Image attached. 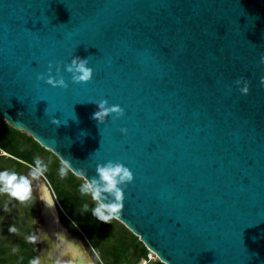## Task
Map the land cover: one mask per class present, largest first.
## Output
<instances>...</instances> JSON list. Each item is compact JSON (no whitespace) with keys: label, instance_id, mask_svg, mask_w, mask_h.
<instances>
[{"label":"water","instance_id":"water-1","mask_svg":"<svg viewBox=\"0 0 264 264\" xmlns=\"http://www.w3.org/2000/svg\"><path fill=\"white\" fill-rule=\"evenodd\" d=\"M74 56L89 81L64 70ZM261 56L264 0H0V119L83 181L127 166L112 218L159 262L264 264ZM100 99L123 114L98 123Z\"/></svg>","mask_w":264,"mask_h":264},{"label":"trees","instance_id":"trees-1","mask_svg":"<svg viewBox=\"0 0 264 264\" xmlns=\"http://www.w3.org/2000/svg\"><path fill=\"white\" fill-rule=\"evenodd\" d=\"M39 156L46 157L48 162L41 161L47 167L43 176L61 207L60 220L75 235L86 239L102 264H138L148 259L149 251L121 223L113 218L106 223L92 215L96 202L90 195L79 192V186L84 182L81 178L68 169L67 174L61 177L59 169L63 164L55 155L0 119V164H6L0 166V170L24 175L23 171L34 167ZM32 259H38V255L36 244L31 241L21 240L13 249L0 247V264H30ZM149 263L163 264L157 259Z\"/></svg>","mask_w":264,"mask_h":264},{"label":"clouds","instance_id":"clouds-1","mask_svg":"<svg viewBox=\"0 0 264 264\" xmlns=\"http://www.w3.org/2000/svg\"><path fill=\"white\" fill-rule=\"evenodd\" d=\"M261 63H264V56L260 58ZM64 70L70 73V79L73 83H83L91 79L93 69L88 66L87 58L73 57L70 63L64 65ZM51 72V68H49ZM37 80L44 79V82L52 85L53 87L67 88V83L62 75L53 77L48 75L46 78L43 74L38 73ZM261 82L264 83V77L261 78ZM240 84V80L236 81ZM241 93H247L248 86L247 81L244 82V86L239 88ZM97 105V111L92 116L102 123L105 118L114 113L116 116L123 114V109L119 105H108L106 99H100L95 102ZM53 124H59V121L53 117ZM120 132H126L125 128H120ZM67 164H63L59 169L61 177L67 174ZM47 170L46 165L42 164L41 160L37 158L35 160V166L31 168L29 176L31 178H38L44 175ZM96 175L89 178L86 177L84 182L79 186V192L84 195H90L92 200L96 202L92 208V215L103 222H109L113 214H117L118 210L123 207L124 188L129 182L132 181L133 175L130 169L124 164L118 161L108 160L104 163H97L95 166ZM29 176L18 175L16 172H9L7 170H0V193H7L14 199L19 201L27 200L32 191V185ZM46 206L53 208L55 200L48 198V193L45 192L41 198ZM87 208V205H85ZM74 223L73 221L71 222ZM9 232H15L16 228L9 226ZM29 241L36 243V236H29ZM30 264H40L38 259H32ZM71 264V262H67Z\"/></svg>","mask_w":264,"mask_h":264},{"label":"rangeland","instance_id":"rangeland-1","mask_svg":"<svg viewBox=\"0 0 264 264\" xmlns=\"http://www.w3.org/2000/svg\"><path fill=\"white\" fill-rule=\"evenodd\" d=\"M2 155H5V153L2 152ZM38 158L41 161L47 162L44 156H39ZM5 165V163L0 164V166ZM31 168L32 167H28L23 171L25 176H29ZM29 178L32 191L27 200L19 201L12 198L7 193H0V247L13 249L17 242L21 240L29 241L28 237L34 235L37 239L35 244L40 264H51V249L53 248L61 255L59 258L61 264L70 262L78 255L75 250L68 251L66 247H62V243H69L78 247L85 258L84 260L88 264H102L88 245L86 239L83 236L79 237L75 235L72 230L60 220L59 212H62L61 207H59V203L44 176L38 178H31L29 176ZM45 192L48 193V198L55 200L53 208H49L48 206L47 208L51 211L54 219L60 224L64 231V240L62 243H60L57 238L54 239V244L50 242L48 219L44 213L45 203L41 200ZM10 225L16 228L15 232L8 231ZM141 263H143V260L138 264Z\"/></svg>","mask_w":264,"mask_h":264},{"label":"flooded vegetation","instance_id":"flooded-vegetation-1","mask_svg":"<svg viewBox=\"0 0 264 264\" xmlns=\"http://www.w3.org/2000/svg\"><path fill=\"white\" fill-rule=\"evenodd\" d=\"M62 247H66V249L69 250H75L78 255H76L70 262L71 264H88L84 259V256L82 254V252L80 251V249L72 244H66V243H62ZM72 257V256H71ZM60 259H57L55 261V264H61V262H59ZM51 264L52 263V259H51ZM67 264V263H66Z\"/></svg>","mask_w":264,"mask_h":264},{"label":"built area","instance_id":"built-area-1","mask_svg":"<svg viewBox=\"0 0 264 264\" xmlns=\"http://www.w3.org/2000/svg\"><path fill=\"white\" fill-rule=\"evenodd\" d=\"M155 259H157L156 256L149 251L148 259L143 260V263H141V264H147V263H149V261L155 260Z\"/></svg>","mask_w":264,"mask_h":264},{"label":"bare ground","instance_id":"bare-ground-1","mask_svg":"<svg viewBox=\"0 0 264 264\" xmlns=\"http://www.w3.org/2000/svg\"><path fill=\"white\" fill-rule=\"evenodd\" d=\"M51 251H52V252H56V253H57V250H56L55 248L51 249ZM151 253H152V252H151ZM152 254H153V253H152ZM57 255H58V259H59L61 255H60V254H58V253H57Z\"/></svg>","mask_w":264,"mask_h":264}]
</instances>
